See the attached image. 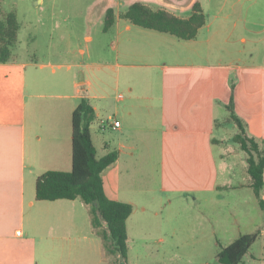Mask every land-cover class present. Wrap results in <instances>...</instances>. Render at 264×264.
<instances>
[{
    "label": "crops",
    "instance_id": "0c3cea01",
    "mask_svg": "<svg viewBox=\"0 0 264 264\" xmlns=\"http://www.w3.org/2000/svg\"><path fill=\"white\" fill-rule=\"evenodd\" d=\"M136 1L187 17L198 0H36L37 32L30 39L45 34L51 54L57 41H66V55L23 60L16 45L11 59L0 63V264H36L37 247L47 251L56 241L67 254L62 264L73 262L76 246L81 254L90 252L92 241L104 253L80 199L35 198L41 174L71 169V115L82 99L94 110L90 133L97 156L117 153L102 183L108 198L132 205L126 229L149 207L156 215L177 202L193 203L199 223H209L210 241L219 245L223 237L232 242L258 231L254 243L264 247V207L250 186L246 153L232 140L237 126L227 121L231 103L246 134L264 142V62L248 61L242 47L227 48L229 59L220 62L207 21L192 39L135 25L122 14ZM109 8L114 23L106 30ZM80 39L84 44L73 43ZM234 39L250 41L245 35ZM107 118L118 127L103 125ZM261 195L264 201V188ZM216 203L218 216L209 212Z\"/></svg>",
    "mask_w": 264,
    "mask_h": 264
},
{
    "label": "rangeland",
    "instance_id": "374dc122",
    "mask_svg": "<svg viewBox=\"0 0 264 264\" xmlns=\"http://www.w3.org/2000/svg\"><path fill=\"white\" fill-rule=\"evenodd\" d=\"M36 0H2L0 8L3 12H14L17 20L21 24L18 34L17 48L14 53L19 55L20 59L30 60V57L36 56L37 60L45 61L49 58L54 59L52 55L63 57L66 55V41H57L56 53L51 54L46 49L48 43L45 34L38 33V40H31L30 35H35L37 28L32 24L37 17L34 4ZM45 3L51 0H44ZM58 1H89V0H58ZM191 0H183V3H190ZM202 5L206 21L211 23L210 28L215 31V41L219 48L218 59L220 62H225L229 59L226 49L236 51L238 48H245L246 59L252 63L264 62V0H198ZM160 6V5H159ZM152 5L153 8L159 7ZM188 15L191 9H187ZM44 13V10L41 11ZM48 12V11H47ZM203 32H201L202 34ZM240 35H245L250 40L247 44L242 45L234 38ZM56 42V41H55ZM73 43L84 44L83 40L73 41ZM109 58H112L113 53H109ZM236 58V55L234 56ZM112 60V59H109ZM58 73L64 70V67L57 69ZM76 71V70H75ZM77 72V71H76ZM111 78V77H110ZM107 78L110 82L113 78ZM114 84H111L108 91L112 96L117 91L114 90ZM99 148V147H98ZM99 151L101 149L99 148ZM152 195H147L150 198ZM158 195H156V198ZM149 203V202H148ZM153 203H150L153 206ZM156 200L155 205H158ZM219 203L215 204L213 210H209L212 214L218 216ZM157 208V207H156ZM152 208L144 214L136 215L128 221V245L129 258L128 264H220L216 261L215 256L217 251L224 246H227L232 239L221 238L219 245L213 240L210 241L209 223L204 220L199 223L197 218V208L192 203L177 202L162 211L159 214H153ZM171 214L170 223L167 224L164 219L167 213ZM221 219V217H219ZM218 228L221 224L218 223ZM208 229V230H205ZM174 230L173 238L170 237L171 231ZM233 238L237 236V231L233 233ZM138 237L144 238H159L165 237L164 243L152 241H143ZM93 238L100 244L103 243L102 238L98 235H93ZM91 251L82 253L80 247H74L71 256L74 257L71 264H113L119 260L117 254L100 255L96 251V244L92 241ZM42 244L37 247V263L36 264H62L67 259V254L60 246L58 241L48 247L44 251ZM252 255L253 258L250 256ZM81 257L90 258L91 261L84 263ZM238 264H264V247H261L260 242L251 245L247 253L243 256Z\"/></svg>",
    "mask_w": 264,
    "mask_h": 264
},
{
    "label": "trees",
    "instance_id": "16d2710c",
    "mask_svg": "<svg viewBox=\"0 0 264 264\" xmlns=\"http://www.w3.org/2000/svg\"><path fill=\"white\" fill-rule=\"evenodd\" d=\"M122 16L135 25L170 33L180 39L194 38L206 22L198 1L192 4L191 14L187 17H179L164 8L154 9L138 1L130 4ZM113 23L114 13L109 8L104 18V29L107 30ZM19 28L15 13L3 12L0 8V63L11 59L12 50L18 42ZM227 107V121L233 122L238 129L232 140L246 153L250 186L260 208H263L264 142L248 136L244 123L233 113L232 104ZM93 118L92 106L86 99H82L71 115V169L47 170L41 174L36 179L35 198L80 199L88 208L94 231L102 238L104 253L118 255L119 260L113 264H128L126 219L132 212V205L110 199L104 192L102 172L115 161L117 153L112 151L97 156L90 133ZM258 235V231L239 235L217 251L216 261L220 264H238Z\"/></svg>",
    "mask_w": 264,
    "mask_h": 264
},
{
    "label": "built area",
    "instance_id": "2783aa9c",
    "mask_svg": "<svg viewBox=\"0 0 264 264\" xmlns=\"http://www.w3.org/2000/svg\"><path fill=\"white\" fill-rule=\"evenodd\" d=\"M119 97H121V95H118ZM101 123L103 124V125H105V124H109L110 123V126L112 127V128H117L118 127V123H117V120H114L113 118H107V119H105V120H101ZM20 233V231H17V234H19Z\"/></svg>",
    "mask_w": 264,
    "mask_h": 264
}]
</instances>
